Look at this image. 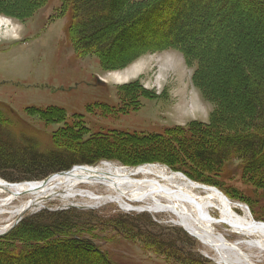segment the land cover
<instances>
[{"label":"trees","instance_id":"16d2710c","mask_svg":"<svg viewBox=\"0 0 264 264\" xmlns=\"http://www.w3.org/2000/svg\"><path fill=\"white\" fill-rule=\"evenodd\" d=\"M50 1L0 0V14L26 19ZM181 1V9L162 20L166 33L144 39L132 52L126 43L129 33L142 35L148 18L162 16L174 0H59L55 16L68 15L65 34L75 54L97 57L105 70L120 68L148 50H179L193 68L192 83L213 104L207 122L189 121L162 133H90L79 114L69 115L59 106L26 107L24 114L52 128L42 142L16 111L0 102V177L41 180L72 163L112 160L126 166L160 163L242 201L248 197L235 184L264 191V0ZM116 96L115 105H103L105 115L129 114L140 109L143 99L156 97L138 80L119 85ZM75 213L41 209L24 216L0 237V264H117L96 244L107 230L170 263L212 264L185 251L179 236L198 242L181 228L158 231L151 218L141 227L128 221L134 216L144 220L146 213L100 221L98 212L89 210L87 223Z\"/></svg>","mask_w":264,"mask_h":264},{"label":"rangeland","instance_id":"374dc122","mask_svg":"<svg viewBox=\"0 0 264 264\" xmlns=\"http://www.w3.org/2000/svg\"><path fill=\"white\" fill-rule=\"evenodd\" d=\"M181 4H183L182 1L174 0V3L163 12L162 16L159 18L154 17L155 15L153 18L149 17L147 25L144 24L142 28V35H130L129 33L126 41V43L128 42V50L132 52L138 47L137 44L143 42L144 39L148 41L152 36L157 38L164 35L167 31V25L166 23L162 24V20L165 16H172L178 12L181 9ZM58 6L59 0H51L26 19L0 14V25H2L0 26V102L9 105L19 114L20 118L25 120L24 125L32 127L33 135L37 139L44 142L48 131L52 128L45 126L36 117L24 114L26 107L59 106L65 109L69 115L79 114L90 129V133L104 132L110 129L126 132L162 133L166 128L173 125H184L194 120L208 121L213 104L206 101L192 83L193 68L185 63V59L179 50H148L134 61L124 64L120 68L105 70L101 68L97 57L91 55L79 57L75 54L65 34L68 15L56 17ZM1 19H3L2 23ZM135 31L138 30L134 29L133 32ZM136 67L138 68L134 69ZM120 73L130 74L123 80H116L114 75ZM249 79L251 80V78ZM133 80H138L145 89L153 92L156 97L143 99V105L140 109L129 114L105 115L103 105L113 106L118 102L117 87ZM112 162L128 168L145 165L126 166L118 161ZM77 165L86 164L72 163V168L69 169L78 167ZM160 165L173 171L166 165ZM68 170L53 172L43 179ZM0 179L7 183H17L3 177ZM26 182L28 181H20L19 183ZM235 187L248 197L247 200L242 201L238 197L231 198L222 190L221 192L233 202L244 204L255 221L264 223V191H254L241 184H235ZM96 190L98 192L103 191L102 188ZM0 196L4 195L0 194ZM27 198L28 196H18L10 206H7L8 209L19 205ZM131 203L133 208L140 206V204ZM41 209H74L76 211L74 215L81 218L84 223L92 219V216L85 213L89 210H96L100 221H107L110 216L115 214H118L117 219L126 220L124 214L134 216L146 213L148 217H143L144 220L134 216L128 218V221L141 227L143 223L148 224L151 218L159 225L158 231L167 229V227H178L184 230L182 226L177 224L176 218L168 213L129 211L122 209L113 202L95 204L89 199L81 197H76L71 201H62L58 198L45 199L38 207L24 213L21 219ZM18 218L8 214H0V225L11 223L15 227ZM11 227L8 230L14 228ZM226 235L230 241H235L237 238V235L234 234ZM181 236H179L180 243H184L185 251L201 256L205 260H210L212 264H224L219 261V257L213 251H207L196 238L188 234L198 242L197 246L183 236L181 238ZM96 244L106 250L117 264H174V262L170 263L171 261L168 262L144 251L138 242L127 240L110 230H107L104 237L99 239ZM242 250L245 251L246 249L242 248ZM229 254L227 255L232 257L231 259L234 261L237 254L235 252H229ZM261 254L254 255L255 257L252 258L254 264H264V255L263 258L257 257L262 256Z\"/></svg>","mask_w":264,"mask_h":264},{"label":"bare ground","instance_id":"6f19581e","mask_svg":"<svg viewBox=\"0 0 264 264\" xmlns=\"http://www.w3.org/2000/svg\"><path fill=\"white\" fill-rule=\"evenodd\" d=\"M128 74L114 76L116 80H123ZM98 188L103 191L98 192ZM0 194L4 195L0 196V214L17 218L45 199L71 201L81 197L95 204L113 202L121 207H131L132 202L150 212L173 215L177 223L224 264H254L255 254L262 253L257 256L260 258L264 255V223L255 221L244 204L235 203L218 189L193 182L157 163L128 168L103 160L54 174L42 181L7 183L0 179ZM18 196L28 198L8 209ZM11 225H0V234ZM226 234L237 235V238L230 241ZM229 252L237 254L234 261Z\"/></svg>","mask_w":264,"mask_h":264},{"label":"water","instance_id":"95a60500","mask_svg":"<svg viewBox=\"0 0 264 264\" xmlns=\"http://www.w3.org/2000/svg\"><path fill=\"white\" fill-rule=\"evenodd\" d=\"M179 173H181V174H183L182 172H179ZM184 175V174H183ZM121 207V206H120ZM122 209H125V210H137V211H148V212H150L149 210H146V209H144V208H133V207H121ZM20 219H21V217L20 218H18L17 219V221L15 222V223H18L19 221H20ZM178 225H180L179 223H177ZM181 226V225H180ZM12 227H14V225H12ZM11 227V228H12ZM11 230V229H10ZM10 230H8V231H6V232H4L3 234H0V237H3V236H5L7 233H9L10 232ZM184 230H186L185 228H184ZM186 232L189 234V235H191V236H193L194 238H196L194 235H192L190 232H188L187 230H186ZM197 239V238H196ZM197 240H199V239H197ZM221 262V261H220ZM222 263V262H221ZM226 264V263H225Z\"/></svg>","mask_w":264,"mask_h":264}]
</instances>
